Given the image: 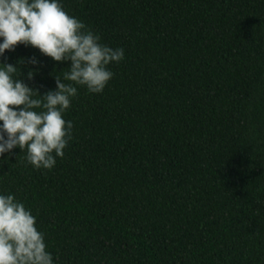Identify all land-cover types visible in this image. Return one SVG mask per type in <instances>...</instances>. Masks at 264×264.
Listing matches in <instances>:
<instances>
[{
  "label": "trees",
  "instance_id": "1",
  "mask_svg": "<svg viewBox=\"0 0 264 264\" xmlns=\"http://www.w3.org/2000/svg\"><path fill=\"white\" fill-rule=\"evenodd\" d=\"M62 4L125 58L102 93L77 86L53 168L0 157L54 264H264V0ZM40 59L43 92L68 64Z\"/></svg>",
  "mask_w": 264,
  "mask_h": 264
},
{
  "label": "clouds",
  "instance_id": "2",
  "mask_svg": "<svg viewBox=\"0 0 264 264\" xmlns=\"http://www.w3.org/2000/svg\"><path fill=\"white\" fill-rule=\"evenodd\" d=\"M18 44L37 49L39 56L8 63L5 52ZM41 56L68 64L66 71L57 72L62 75H54L55 87L43 92L26 82L42 70ZM124 58L123 48L102 43L98 33L65 11L62 0H0V157H11L18 148L27 164L53 168L72 139L74 125L64 113L77 86L102 93L114 75L109 65ZM0 264H54L32 209L4 192Z\"/></svg>",
  "mask_w": 264,
  "mask_h": 264
}]
</instances>
